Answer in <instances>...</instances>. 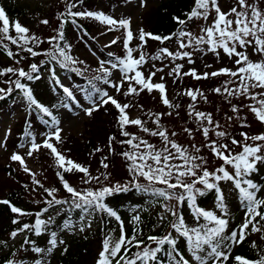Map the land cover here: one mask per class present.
<instances>
[{
    "label": "snow or ice",
    "instance_id": "snow-or-ice-1",
    "mask_svg": "<svg viewBox=\"0 0 264 264\" xmlns=\"http://www.w3.org/2000/svg\"><path fill=\"white\" fill-rule=\"evenodd\" d=\"M63 2L65 3V10L59 14L60 27L56 29V34L47 40L51 50L44 52L34 50L36 46L44 41L35 35H30V30L21 25L18 20L10 22L3 7H0V48L6 50L9 58L15 59V56L19 53H14L12 50L7 49V45L4 44V40H7L32 57L45 55L49 58L48 63L55 61L61 68L77 72L83 76V71L71 67V65L83 63V61L74 59L69 54L68 46H62L65 41L63 25L68 22L76 24L77 18H92L106 25L108 32L123 30L122 47L125 50L124 57H117L114 53H109L110 59L101 60L99 62L100 67L97 69L101 75L93 79L115 88L117 92L121 90L123 83L127 82L128 88L124 92L125 96H138L145 90L148 93H152L155 90L160 94L163 105L169 109L178 108L179 105L173 104L169 100L166 84L163 82H152V78L156 76L157 71L163 72V68L150 71L147 77L141 71L149 59L142 50L147 40L159 41L161 44L173 39L177 41L178 51L174 52L167 47H162L155 56L150 57L152 60L170 58L172 61L186 60L188 64H194L195 61L192 59L194 51L201 53L210 52L219 59L222 50L232 60L234 68H221L211 73L198 74L194 68L189 69L187 72H182L184 65L175 64L168 75L174 78V82L176 79L181 78L182 75L191 76L197 81L221 75L229 77L228 80L224 81L222 87H216L212 91L217 95L224 96L225 99L233 96L246 97L252 103L245 105V107L254 114V117L261 124H264V59L253 61L247 51L248 48H252L253 54H259L264 57V7H261L264 4V0H235L234 5L227 12L222 10L220 0H194L193 7L185 14L186 19L178 16L173 17V20L180 25L176 33L169 36H160L140 29L138 37H134L130 18L117 20L103 12L73 11L76 8L75 0H63ZM140 3L142 7L145 6V0H140ZM212 13L214 15H211ZM210 15L211 23L201 27L199 35L186 29L189 21L197 19L208 21ZM69 18L71 19L69 20ZM41 23L47 25L49 21L45 19ZM12 32L15 35H12ZM134 39H138L140 42L136 47L131 46ZM120 42L121 38L115 37L106 47H111ZM138 49L140 51L137 57L134 56V53ZM184 49H191V51H183ZM15 63L19 64L20 60H15ZM105 65L108 66L106 67ZM41 66L32 63L30 71L15 67H7L0 70V76H9L11 74V76L16 77V79L4 81L10 86L8 88L0 87V100L6 99L14 90H19L26 101L28 109L35 111L41 122L52 129L44 135L43 141L38 143L35 135L30 130L31 122H27L29 130L26 134V143L30 147L26 156L32 157L41 149L48 150L56 161V167L61 170L57 171L56 175L63 189L69 194V198L57 199L56 193L58 189L45 187L36 178V173L32 172L27 166L24 156L19 153H13L10 156V160L19 162L23 171L31 177L32 183L43 189L47 198L43 201L46 207L35 213L34 224H22L20 228L11 233L12 238H15L19 233L28 231H33L35 235L40 236L54 223L51 216L46 219L42 217L49 212L50 208L64 205L69 211L79 210L82 213V220L93 213L103 212L109 217H114L119 222V237L113 239L109 236L104 240L97 264H160L158 254L161 253L166 254L169 264H228L230 259L234 261V264H264V255H259L255 260L242 256L232 257L233 247L244 242L249 230L252 233H262L261 239H264V223H262L264 222V197L258 196L261 188L247 178L257 171L259 163L264 162V133L250 135L249 133L241 132L242 141L231 137L230 144L222 142L229 134L223 130H218L221 125L218 121H214L211 113L199 111L196 108L198 97L207 102V96L200 89L185 90L183 94L192 101L188 105V114L194 118L197 130L208 141L205 147L210 150L215 159L222 161L221 165L214 171H209L205 166L207 161L203 156L190 153L187 148L170 138L167 129L160 123L162 116L165 115L164 113L148 114L149 119L156 125L155 129H150L145 126V121L139 118H129L126 110L131 107L130 104H121L108 91L96 87L93 81L89 80L88 83L92 86L93 91L88 92L87 89L84 91L87 93L89 103L92 106L84 107L83 111L87 116L91 117L93 112L98 111L101 106H106L109 103L117 109V123L120 126V134L126 138L120 140L119 143L127 145V149L122 151L120 155L128 162V172L131 179L126 184L116 183L95 189L78 190L65 179L64 173H70L73 170L82 173L84 177H87L84 180L86 184H91L93 181L100 183L101 177L103 176V179L107 180L108 175L102 173L101 175L93 176L88 167L74 162L57 148L58 144L63 143L62 129L59 127L60 121L48 107L41 104L34 97L31 87L27 83L22 82V80L31 82L40 79ZM152 67L155 68V65H152ZM208 67H211V65H208ZM112 70L120 72V83L109 79L113 74ZM50 71L55 78V70L50 69ZM160 80L163 81L164 77L161 76ZM56 82L60 83L59 80H56ZM231 84L236 86L230 87L229 85ZM60 87L69 99L78 103L73 92L68 87L63 85H60ZM253 89H259L260 91L253 92ZM97 93L99 94L98 100H93V96ZM228 102L231 103V100H228ZM64 106L68 107L67 104ZM231 111L238 113L240 108L237 105H232ZM166 115L171 116L172 112H168ZM44 117L51 118V124ZM228 119L232 120L233 117H228ZM236 119L244 118L237 116ZM129 125L137 126L142 132L152 137H159L163 147L157 149L155 145L147 140L129 133L125 130ZM249 126L246 123L241 124V127ZM184 132L189 136L192 135V129L185 128ZM210 132L214 133L218 139H211ZM176 135L177 133L175 132L171 133V136ZM115 140V136L109 137L108 149L110 153L112 152V142ZM230 145L239 147L241 151L235 153ZM5 146L0 141V147ZM25 146L26 144L24 143L20 145V147ZM192 147L195 153L201 151L196 145ZM101 151L102 149L99 147L94 150V152ZM107 159V156L101 158L100 165L103 169L109 168V164L105 162ZM176 161H179V163ZM140 178L147 181V184H141L139 182ZM222 181L231 182L234 190L238 191L240 202L246 210L244 220L239 225L238 231L232 230L230 233L228 232L229 219L227 218L228 209L225 203V195L220 187ZM156 185H163V187H156ZM24 187L27 188L28 186L25 185ZM132 188L138 192L150 194L157 200L164 202L162 204L163 213L159 219L160 221L167 219L164 213L173 217L174 219L170 222V227L173 231L166 233L163 237L149 235L146 239L150 243H146L144 239L138 238L143 233L139 228L141 218L139 215H135L132 217L133 222L136 224L133 234L129 236L126 233L121 217L105 203V200L115 193L128 192ZM210 191L216 193L215 208L219 210L220 215L216 211L206 210L198 204V197H203ZM170 201H175V204L168 203ZM0 204L8 205L11 212L19 216L31 215L12 205L8 200H0ZM185 206L190 209L195 226H189L186 222L185 216L181 211ZM13 223L19 224L20 221L14 219ZM72 227L73 224L70 219L63 224L64 229L71 230ZM80 230L83 231V227ZM50 235L51 238L48 241L50 247L46 250L47 252H51L56 248L58 243H64L62 240L58 241L55 231H52ZM180 238L186 241L187 251L191 253L190 257H186L179 249L178 241ZM24 243L29 244L30 241L25 239ZM153 245L155 246L153 247ZM252 247H257L255 242H253ZM133 249H136V251L133 252ZM32 250L37 254L45 252V249L40 247H35ZM5 264H17V262L7 260ZM19 264H23V262L21 261ZM36 264H46V261L37 260Z\"/></svg>",
    "mask_w": 264,
    "mask_h": 264
},
{
    "label": "trees",
    "instance_id": "trees-1",
    "mask_svg": "<svg viewBox=\"0 0 264 264\" xmlns=\"http://www.w3.org/2000/svg\"><path fill=\"white\" fill-rule=\"evenodd\" d=\"M76 2V8L73 9V11H89L93 9L95 4H97L96 0H75ZM194 5V0H162L158 4V6L154 9V11L149 12L147 16V23L145 25V29H143L145 32H149L152 34L160 35V36H169L173 33H176L177 30L180 28V25H178L174 20L173 17H180L182 19H186V13H188L191 8ZM65 10V3L63 0H56L55 2H52V5L50 6V9L48 11V16L43 17L42 20L47 19L49 23L47 25L41 24L40 27L30 26L28 18V13L24 11L23 9H17V7L10 6V8L6 9V15L9 17L10 22L11 21H19L21 25L27 27L30 32V35H35L39 37L43 43L39 44L35 47L34 50L44 52L51 50V46L47 43V40L56 34V29L60 27V19L59 14ZM71 18H69L70 20ZM84 18H77L76 24L78 26H81L83 28L84 34L90 35V25L87 22L83 23ZM201 21V19L189 21L186 25V29L188 31H191V28ZM76 24H73L71 22L65 23L63 25V32L65 35V41L62 43V46H68L69 54L72 56V49L75 48V42H74V35H73V27H75ZM196 26V25H195ZM12 35H15L14 32H12ZM138 37V34L137 36ZM138 41V39H136ZM176 40H170L166 41L165 43L161 44L159 41H154L151 39L147 40L146 45L143 47V51L146 54L147 57H149L148 61H150V57L155 56L159 49L162 47H167L169 50L171 49L172 42L174 43ZM139 42V41H138ZM4 44L7 45V49L12 50L14 53H19L15 56V59L9 58L6 54V50L4 48H0V70L7 68V67H15V68H24L26 71H30V65L32 63H36L37 65H42L40 67L39 76L40 79L34 80L31 82L23 81L28 84L29 87H31L34 97L44 106L48 107L50 111L53 112V115L59 111V109L62 107V103L64 101V94L62 93V89L56 85V90L53 88H50L46 83V79H42L43 75L42 72H49L50 69H56L58 71H69L71 74L76 77V80H78L81 84V86L84 88L83 90L87 89L88 92H92V86L88 83L89 80H92L93 83L96 85V87H99L101 81H96L93 78L101 75L100 72L94 75H87L84 74V68H87L85 63H77L75 65H71V67L78 68L81 71H83V76H81L77 72H73L67 69H63L60 67L58 63L55 61H52L51 63H48L49 58L45 55H40L36 57H32L30 54L21 51L17 46L12 45L7 40H4ZM135 39L132 41L131 46L135 45ZM32 46V45H29ZM184 51H187V49H184ZM102 54L106 56L107 59H110L108 56L109 53H112L110 49L102 48L101 49ZM117 57H124L125 56V50L122 48L121 50H118L116 53H114ZM24 57L23 59H21ZM73 57V56H72ZM15 60H20L19 64L15 63ZM164 62H167L170 60V58H164L162 59ZM162 60H153V61H162ZM43 62V63H42ZM8 79H16L15 76H0V87L2 88H8L10 85L7 83H4V81ZM193 83L187 84V89H196V84L200 83V80L197 81L195 79L192 80ZM126 87H124V90L126 91L128 88V83L126 82ZM198 85V84H197ZM14 87V86H13ZM219 87L218 81H215L214 84H211L210 87H205L201 89V91L207 96V102H205L202 98L197 99L196 101V108L199 111H204L206 113H211L213 116L214 121L218 119V116H220L222 119L227 120L228 117H237L240 116L244 119H238L237 127L231 128L228 130H223L226 133L229 134L228 137H226L222 142H226L230 144L231 137H237L240 135L241 132H247L246 127H241V124H248L251 122L253 125H261V127L264 128V124H261L255 117L254 114L249 111L245 105L252 103L249 99L246 97H230L228 99H224L221 96L217 95L212 91V89ZM100 88V87H99ZM186 89V90H187ZM199 89V88H198ZM253 92L260 91L259 89H253ZM185 92V91H184ZM154 92L148 93L147 90L140 93V95H131V96H125V99H128V103L134 107V109L138 110L141 113V120L145 121V126L150 129H155L156 125L153 124L152 120L149 119L148 114L149 113H164L165 115L162 116L160 123L161 125L167 129L169 136L172 140L179 143L181 145V142L179 140L178 134L176 136H171V133L175 132L178 133V131L181 128H178L177 121L179 120L180 123H185L191 125L192 132L195 133V135H199V138H201L202 142H197L194 145L199 147L201 151L197 153L200 156H203L204 159L207 161V164L205 165L209 171H214L217 167H219L222 163V161L215 159L210 150L205 147V144L208 143L202 136V133L197 130V124L192 116H189L188 114V106L182 107L183 109L179 110L178 108L175 109H169L163 103L161 102V97L158 98V100L152 99V102L149 101V99L152 98ZM63 94V95H61ZM23 96L22 93L19 92V90H14L11 95H8L6 99L0 100V118L5 115V113L12 111L14 109V104L16 103V97ZM189 98L188 96H183L184 99ZM69 99V98H68ZM228 100H231V103L228 102ZM70 101H72L70 99ZM182 101V104H183ZM192 103V101H191ZM232 105H237L240 108V111L238 113H233L231 111ZM142 106V107H141ZM107 109L111 114V120L105 124L101 125L97 130L93 131L90 130V138L89 142H87L85 145L81 144L80 141L77 139H73L74 143L70 146V153H64L62 152L66 157H70L74 162L79 163L85 167H88L91 163L98 161L97 159H101L104 156H107L108 159L105 161L109 164L108 169H103V173H106L108 175L107 180H102L99 184L96 181H93L91 184L84 183V180L87 179L83 176L82 173H79L75 170H73L70 173H64L65 179L75 188L78 190L87 189V188H99L103 186H111L116 183L126 184L130 179V175L128 172V162L120 155V153L127 149V145H121L119 143L120 140L126 139L125 137L121 136L120 134V126L117 123V116L118 111L117 109L111 105H107ZM127 111V110H126ZM172 112L171 116L166 115V113ZM128 113V111H127ZM36 116L38 114L36 113ZM173 117V118H171ZM130 118V117H129ZM40 119V118H39ZM44 119H48L49 122H51V118L44 117ZM131 119V118H130ZM229 120V119H228ZM31 122V128L34 124V118L29 117V120ZM26 121V122H28ZM231 121V120H229ZM226 122V121H225ZM172 128V132L170 131ZM29 130V125L24 126V128L21 131V134L18 135L19 140L23 141L26 138L27 131ZM129 133L134 134L135 136L147 140L149 143L156 146L157 149L163 147L162 141L159 137H152L144 132H142L137 126L129 125L125 129ZM115 136L116 140L112 142V152H109L108 149V143H109V137ZM211 139H218L215 137L214 133H210ZM251 143V142H250ZM231 146V145H230ZM101 148V152H94L96 148ZM235 153H239L241 149L239 147H236L235 150H233ZM44 163V169L40 172L39 175H36V178L40 180V182L47 188H56L58 189V192L56 193L57 199H67L69 198V194L66 193V191L63 189L61 182L59 181L56 172L61 171L59 168L56 167V161L48 151L46 155L43 157ZM179 163V161H176ZM210 162V165H209ZM229 170H231L229 168ZM1 173H4L3 180L7 182H3L0 177V199L1 200H8L12 205H15L16 207H19L20 209L30 213L29 216H19L18 214L12 213L8 205L0 204V246L2 250H7L5 253H1L0 255V264H5L7 260H12V255L20 254L21 258L25 261H31L30 259H33V257L36 258V260H43L44 258H48L49 256L54 254L55 248L51 252H47L46 250L50 247L48 241L51 238L50 233L52 231H55L57 234L58 241H61L63 238L61 237L63 233L70 232L74 230V228L78 227L79 223H83L85 225L84 229H90L87 241L89 239L91 240H97L100 242V244L103 246L104 240L111 236L114 237V233L119 228V222L116 221L114 217H109L106 213L103 212H96L93 213L94 216L90 219V222H86L85 218L82 220L81 216L82 213L79 210L75 211H69L66 206L64 205H58L53 208L49 209V212L45 214L44 219H46L48 216H51L54 223L49 226V228L43 232L40 236L35 235L33 231L28 232H22L19 233L15 238H12L11 233L18 228L21 227L22 224H34L35 220V213L39 212L41 209L46 207V204L43 202L46 197V193L43 192V189H40L37 185L32 183V179L29 176V174L25 173L21 167L20 164H14V163H8L7 166L2 167L0 169ZM103 178V176H102ZM248 179H251L253 183H256L260 188L263 186L264 183V162L258 164L257 171L251 174V176L247 177ZM139 182L141 184H147V181H145L143 178H140ZM231 183V182H229ZM27 185L28 187L25 188L24 186ZM227 185L226 181H222L220 183V187L224 192V187ZM232 186V184H231ZM156 187H163V185H156ZM198 187H200L198 185ZM35 189V190H34ZM234 190V188H233ZM237 199L233 202L234 207H231L228 211V219H229V228L228 232L230 233L232 230H236L237 224L235 223V220H237L238 211L242 210L243 205L240 202L238 191L234 190ZM50 199V198H48ZM216 200V193L214 191L208 192L203 197H198V204L203 207L206 210H213L216 211V209H211L210 205H212L213 201ZM105 203L111 207L114 211L117 212V214L121 217V220H125L126 214L132 213L136 208L145 213L137 214L140 216L141 221L139 223V228L142 230L143 235L139 236L138 238L144 239L146 243L147 237L149 235H157L160 237H163L166 233L173 231L170 227V222L174 219L170 215L167 216V219L164 221H160L159 217L163 213L161 211L162 204L164 203L162 200H157L155 197L151 196L150 194L141 193L132 188L128 192H122V193H115L110 197H107L105 200ZM158 207V210L155 211V208ZM146 210V211H145ZM151 210V211H149ZM183 212L186 222L189 224V226H195V221L193 220L191 216L190 209L188 207H183L181 209ZM217 213V212H216ZM19 220V224H14L13 220ZM71 220L73 227L71 230L64 229L63 224L67 220ZM234 221V222H232ZM203 222V221H202ZM90 225V226H89ZM136 227V224L133 225L131 229V233L133 234V230ZM80 230V229H79ZM25 235V237H23ZM22 236V238H21ZM21 238L20 241H18L16 244H12V241H15L18 238ZM8 238V239H7ZM25 239H28L30 241L29 244H25ZM77 240V241H76ZM74 241V242H73ZM72 246L68 249L67 253L64 254L58 264H97V260L99 258V254L102 251V246L100 247V250L96 253V258L92 257V250L89 249L88 243L81 242L77 236H74V239H72ZM60 243H58L59 245ZM155 245H153L154 247ZM35 247H40L42 249H45V252L43 254H37L32 249ZM178 247L186 254L187 252V246L186 241H184L183 238H180L178 241ZM133 252L136 251V249L132 250ZM131 254V253H130ZM235 256H242L246 257L252 260H255L259 257L261 253L257 251V249H241V251L236 252ZM160 259V264H169V259L166 256V254L161 253L158 254ZM187 257V256H186ZM231 264H234L231 263Z\"/></svg>",
    "mask_w": 264,
    "mask_h": 264
},
{
    "label": "rangeland",
    "instance_id": "rangeland-1",
    "mask_svg": "<svg viewBox=\"0 0 264 264\" xmlns=\"http://www.w3.org/2000/svg\"><path fill=\"white\" fill-rule=\"evenodd\" d=\"M56 0H0V7H3L4 10L10 8V6L17 7V9H23L28 13V20L30 26L40 27L41 21L43 17H47L48 11L50 9V6L52 5V2H55ZM162 0H145V6H141L140 0H96L97 4L91 9L92 12H103L104 14L111 16L117 20L123 19V18H130L131 20V29L133 31L134 36L136 37L139 33L140 29H145V25L147 23V16L149 12L154 11V9L158 6ZM235 3V0H220V5L222 7V10L227 12L231 6H233ZM261 7H264V4L261 5ZM87 12V10L85 11ZM211 15H214L212 13ZM211 15L208 21H204L201 19L198 23H196L192 28L191 32H193L196 35L200 34L201 27L205 26L206 24L211 23ZM87 22L90 25V35L84 34L83 28L81 26H78L77 24L75 27H73V39L75 42V48L72 49V56L77 61H83V63L86 64L87 68H84V74L87 75H94L97 74V69L100 67V61L105 60V56L101 53L102 48H107L106 45L110 43V41L115 37H120L121 42L117 43L115 45H112L110 47V50L113 52H117L119 49H122V40L124 32L123 30L120 31H113L108 32L107 26L101 24L100 22L92 19V18H84L83 23ZM134 41V40H133ZM136 44L132 47H136L140 42H138L135 39ZM178 45L177 41L171 44L170 51H178ZM139 49L137 52L134 53V56L139 55ZM184 51V50H183ZM187 51H191V49H187ZM248 53L250 54V59L253 61H258L261 59H264V57H261L259 54H253L252 48L247 49ZM192 59L195 61L194 64H188L186 60H176L172 61L171 59L167 62L162 61H153L152 59L148 61L141 71L145 73V77H147L148 73L150 71H156V69L163 68V72L156 73V76L152 78L153 83H159L163 82L166 84V90H167V96L169 100L176 105H179L178 109H183L182 107L188 106L191 103V99L187 98L183 101L184 91L188 88L187 84L192 82L194 78L191 76H181V78H178L174 82V78L172 76H169L168 73L172 67L175 66V64H183L184 68L182 69V72H187L189 69L194 68L198 74H202L204 72H213L217 71L221 68H234V64L232 60H230L221 50L220 58L217 59V57L208 52V53H201L198 51L193 52ZM152 65H155V68L152 67ZM208 65H211V67H208ZM106 67L108 65H105ZM113 74L109 79L113 82L120 83V72L118 70H112ZM59 78V85H63L68 87L76 97V102H71L69 99L63 101L62 108L57 111L56 118L60 121L59 127L62 129L61 136L63 143L58 144L57 148L61 150V152L64 153H70V146L74 143L73 139H77L80 141L81 144L85 145L87 142H89L90 138V130H97L101 125L107 124L112 118L111 114L107 109L106 106H101L98 111L93 112V115L91 117L87 116L83 108L84 107H90L92 106L89 103L87 93L83 90L84 88L81 86L80 82L76 80V77H74L73 74H71L69 71L66 73L61 71L55 72V77ZM163 76L164 80L161 81L160 77ZM43 79L45 83L53 89L56 85V78L52 77V73L49 71H45L43 73ZM229 77L221 75L219 77L215 78H209V79H201L200 83L196 84V89H203L205 87H210L211 84H214L215 81H218L219 87H222L225 80H228ZM126 82L123 83V87L119 92L115 90V88L110 87L109 85H105L102 82L100 83L99 87L102 90H106L109 92L111 96H113L118 102L121 104L128 103V99H125L124 95V87H126ZM230 87H235V84L229 85ZM60 87V86H59ZM153 95L149 101L152 102V99L158 100L160 97V94L157 91H153ZM63 95V94H61ZM225 99L224 96H221ZM99 94H95L93 96V100H98ZM226 100V99H225ZM17 103L14 105V109L12 111L6 112L5 115H3L0 118V141H2L6 146L0 147V169L1 167H4L8 162L11 163L10 156L13 153H19L22 156H24L27 166L32 170V172L36 173V175H39L40 172L44 169V155H46V152L48 150L41 149L38 153H35L32 157H27L26 153L30 147L26 143V138L19 143L18 135L21 134L23 124L26 122V118L28 116H32L34 118V124L32 125L31 132L36 137V141L38 143H41L44 139V135L51 131L52 129L41 122L39 117L35 115L36 112L30 111L27 107L26 101L23 97H20L17 99ZM183 101V104H182ZM67 104L68 107H65L64 105ZM110 104V103H109ZM128 115L131 119L141 118V113L134 109L133 106L129 107L127 109ZM173 118V117H171ZM238 119H236L235 116H233V119L231 121L224 120L220 116H218V121L221 125V128L218 130H228L234 127H237ZM226 121V122H225ZM51 124V122H49ZM105 123V124H104ZM178 128H181L178 131V136L180 137L179 140L181 142V145L184 146L189 150L190 153L194 155H198L195 153L193 149V145L197 142H202L201 138H199V135H195L194 132H192V135L189 136L186 132H184L185 128L191 129V125L185 123H180V121H177ZM250 125L249 127H246V133H249L250 135H256L264 133V128L261 127V125H253L251 122L248 123ZM172 132V128L170 130ZM211 133V132H210ZM237 140L242 141V137L239 135L237 137ZM24 143L26 144L25 147H20V145ZM233 150L236 149V146H231ZM71 157V156H70ZM69 157V158H70ZM98 161H95L88 165L89 171L93 176L101 175L103 173L102 167L100 165L101 159H97ZM19 164V162H18ZM260 164V163H259ZM210 165V162H209ZM2 176V180L6 178L4 176V173L0 172V177ZM87 178V177H86ZM103 178L101 177V181ZM3 182H7L3 180ZM101 183V182H100ZM99 183V184H100ZM227 185H225L224 189V195H225V203L227 205L228 211L231 207H234L233 202L235 199H237V195L235 191L233 190V186H231V183L226 182ZM258 196L264 197V183L261 187V192L258 193ZM170 204H175V201L168 202ZM216 200L213 201L212 205H210L211 209L215 208ZM235 208V207H234ZM216 209V208H215ZM158 210V207L155 208V211ZM144 209L139 210L136 208L132 213L126 214L124 228L126 233L130 236L131 229L135 223L132 220V217L140 214L145 213L143 212ZM146 211V210H145ZM151 211V210H149ZM161 211L163 212V208H161ZM216 212L218 215H220L219 210L216 209ZM166 216H168L167 213H164ZM246 214V210L242 208V210H239L237 215V220H235V223L237 224L236 230L238 231L239 225L244 220ZM94 214L87 216L86 222H89L91 217ZM234 222V221H232ZM264 223V222H262ZM83 227V231L79 230ZM85 225L83 223L78 224L77 228H74V230L63 233L61 236L63 239L62 241L64 243L57 245V247L54 250V254L49 256L48 258L44 259L43 261H46V264H58L60 258L67 253L68 249H70L72 246V239H74V236H77L78 239L81 242H87L89 249L92 250V257H97L96 253L100 250V247L102 246L100 242L97 240H91L89 239L87 241V237L89 234L90 229H84ZM113 239H116L120 235V228L114 233ZM262 233H252L250 230L248 232L247 238L244 240L242 244L236 245L232 249V257H235V253L241 251V249H252L261 253L260 255H264V239H261ZM8 239V238H7ZM18 239L15 241L17 242ZM77 241V240H76ZM253 242H255L256 246L255 248L252 247ZM13 244V241H12ZM14 245V244H13ZM66 249V251H65ZM2 250L0 246V251ZM3 253L7 252V250H2ZM185 254L187 257L191 256V253L186 251ZM12 260L16 261L17 264L19 262H23V264H36V258L33 257V259H30L31 262H26L21 258L20 254L12 255ZM234 261L230 259L228 261V264L233 263Z\"/></svg>",
    "mask_w": 264,
    "mask_h": 264
}]
</instances>
